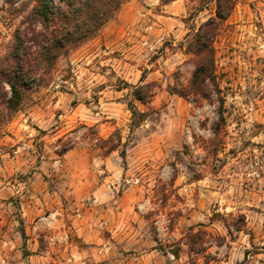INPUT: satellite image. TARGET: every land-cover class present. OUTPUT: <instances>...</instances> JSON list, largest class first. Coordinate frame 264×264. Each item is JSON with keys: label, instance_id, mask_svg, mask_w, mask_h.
<instances>
[{"label": "clouds", "instance_id": "9594fccd", "mask_svg": "<svg viewBox=\"0 0 264 264\" xmlns=\"http://www.w3.org/2000/svg\"><path fill=\"white\" fill-rule=\"evenodd\" d=\"M0 264H264V0H0Z\"/></svg>", "mask_w": 264, "mask_h": 264}, {"label": "rangeland", "instance_id": "374dc122", "mask_svg": "<svg viewBox=\"0 0 264 264\" xmlns=\"http://www.w3.org/2000/svg\"><path fill=\"white\" fill-rule=\"evenodd\" d=\"M82 115H83V113H82Z\"/></svg>", "mask_w": 264, "mask_h": 264}]
</instances>
